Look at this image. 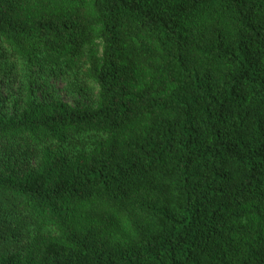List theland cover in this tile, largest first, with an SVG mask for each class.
Returning a JSON list of instances; mask_svg holds the SVG:
<instances>
[{
  "label": "trees",
  "instance_id": "obj_1",
  "mask_svg": "<svg viewBox=\"0 0 264 264\" xmlns=\"http://www.w3.org/2000/svg\"><path fill=\"white\" fill-rule=\"evenodd\" d=\"M0 80V264H264V0H0Z\"/></svg>",
  "mask_w": 264,
  "mask_h": 264
},
{
  "label": "rangeland",
  "instance_id": "obj_2",
  "mask_svg": "<svg viewBox=\"0 0 264 264\" xmlns=\"http://www.w3.org/2000/svg\"><path fill=\"white\" fill-rule=\"evenodd\" d=\"M47 80H48V83L52 85V87L54 88V91L56 92V94H58L63 100L70 102V103H74L77 99L80 98L77 94H70L67 92L65 88V84L62 81V79L58 77L48 76ZM0 92H3L4 94H7L9 92L8 87L5 85V82L1 80H0Z\"/></svg>",
  "mask_w": 264,
  "mask_h": 264
}]
</instances>
